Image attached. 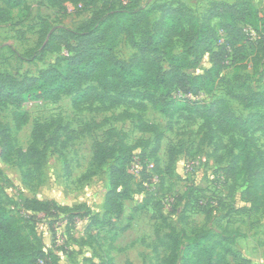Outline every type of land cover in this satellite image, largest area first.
I'll return each instance as SVG.
<instances>
[{
  "label": "rangeland",
  "instance_id": "374dc122",
  "mask_svg": "<svg viewBox=\"0 0 264 264\" xmlns=\"http://www.w3.org/2000/svg\"><path fill=\"white\" fill-rule=\"evenodd\" d=\"M177 1L199 14L206 10L207 0H83L62 5L23 0L0 22V75L20 79L62 69L79 42L76 30L107 14L109 7ZM256 4L264 15V0ZM160 18L156 10L150 23ZM139 37L138 32L135 39ZM182 46L175 38L174 52H181ZM244 46L243 57L237 55L231 65L206 79L203 93L188 104L172 103L167 112L103 87L98 78L48 100L32 92L19 103L0 102V194L18 216L22 231L34 230L58 264H168L171 237L184 244L185 236L195 232L207 234L198 240L211 252V264H264V120L246 137L236 132L241 143L236 145L214 125L206 127L195 113L202 104H214L238 117H264V107L246 108L231 96L247 89L264 92V45ZM113 51L125 62L138 55L123 34ZM162 65L167 67L166 62ZM212 66L210 54H205L189 74H203ZM89 87L97 95L77 98ZM178 94L173 89L163 105L178 100ZM4 135L12 145L7 157L1 153ZM98 144L118 152L97 163L93 155ZM120 144L125 148L119 153ZM28 149L31 155L22 167L18 152ZM129 151L143 166L155 161L158 184L148 188L146 175L114 172ZM112 174L119 208L105 214ZM182 254L180 246L172 264H182Z\"/></svg>",
  "mask_w": 264,
  "mask_h": 264
},
{
  "label": "trees",
  "instance_id": "16d2710c",
  "mask_svg": "<svg viewBox=\"0 0 264 264\" xmlns=\"http://www.w3.org/2000/svg\"><path fill=\"white\" fill-rule=\"evenodd\" d=\"M53 4H80L83 0H49ZM23 0H0V22L8 20L10 9L16 8ZM107 14L92 19L89 23L79 27L75 35L79 42L69 52L65 66L62 69L49 68L38 76H25L14 79L9 74L0 75V102L19 103L32 92L43 100L58 97L60 94H71L83 82L98 78L103 87L115 89L122 96L138 98L150 102L160 112H167L172 103L188 104V98H179L163 105L170 92L175 89L179 94H189L192 97L203 93L208 86L206 79L211 74H217L223 67L229 66L239 55L243 57L244 44L256 47L264 45V15L256 8L252 0H223L211 1L206 10L199 14L183 2L174 5L161 4L153 7L121 6L117 9L109 7ZM160 11L157 24L150 23L151 14ZM252 28L257 38L248 40L243 27ZM111 31V34L109 33ZM224 33L218 43L219 32ZM140 33L139 39L135 34ZM125 35L138 55L125 62L116 57L113 44L119 35ZM183 41L182 50L175 53L174 39ZM248 46L247 48H249ZM46 50L49 47H44ZM68 53V52H67ZM205 54H210L213 66L203 74H189L195 69ZM166 62L165 68L162 63ZM120 87L122 89H120ZM143 88L144 92L138 90ZM120 89V90H119ZM152 90V93H148ZM94 92V88H86L77 98H83ZM97 95V92L96 94ZM246 108L264 107V92H239L231 95ZM115 103H121L116 100ZM133 105L134 103H130ZM136 105V104H135ZM142 105V104H140ZM214 105V104H213ZM202 104L195 113L204 120L206 127L214 125L216 129L226 134L236 145H241L234 136L236 132L246 137L253 131H258L264 117L258 113H251L247 117H238L228 110L216 106ZM142 127H153L142 124ZM264 129V128H262ZM34 140L37 132H34ZM120 144L119 153L124 150ZM12 145L8 135L3 136L2 155L11 152ZM114 148H106L98 144L94 150L93 159L103 163L116 155ZM245 152L240 153V157ZM19 165L24 167L29 161L31 150L26 153L18 152ZM38 159L39 156L37 155ZM131 152L119 158V165L114 172H128ZM173 156L170 155V160ZM154 162V171L156 168ZM140 174L146 175L148 183L149 173L142 166ZM29 174H26V179ZM133 176V175H132ZM112 188L106 194L104 212L108 214L118 210L114 198L119 195L114 184L115 174L111 176ZM27 202L26 200H24ZM207 234L195 232L185 236L182 244L177 236L171 237L168 264L177 258L178 247L182 246V264H211L208 248L199 242L200 236ZM56 255L52 254L33 230L29 234L22 231L18 216L7 208V202L0 194V264H58Z\"/></svg>",
  "mask_w": 264,
  "mask_h": 264
},
{
  "label": "built area",
  "instance_id": "2783aa9c",
  "mask_svg": "<svg viewBox=\"0 0 264 264\" xmlns=\"http://www.w3.org/2000/svg\"><path fill=\"white\" fill-rule=\"evenodd\" d=\"M243 30H244L248 40H252V39L257 38L256 33L252 28L247 26V27H243ZM219 35L223 36L224 33L222 31H220ZM178 97L188 98V99L192 98V96L189 94H186V95L185 94L184 95L178 94ZM144 164H145V170L149 173V177H148V181H149L148 184L149 185H147V187L148 188L153 187L160 182V177L154 171V162L152 160H148ZM142 166L143 165L141 164V160L139 159L138 155L133 154L131 157L129 166H128L129 172L132 175H138V174H140V170H141ZM190 167L191 166H187L185 170L189 171Z\"/></svg>",
  "mask_w": 264,
  "mask_h": 264
},
{
  "label": "crops",
  "instance_id": "0c3cea01",
  "mask_svg": "<svg viewBox=\"0 0 264 264\" xmlns=\"http://www.w3.org/2000/svg\"><path fill=\"white\" fill-rule=\"evenodd\" d=\"M211 1H217V0H207V4L209 3V2H211ZM223 1H226V2H233V1H235V0H223ZM256 1L257 0H252V3H253V5L256 7V8H258L259 7V4H256ZM180 2H183V1H180ZM262 2V1H261ZM260 2V3H261ZM184 3V2H183ZM187 6H189L187 3H185ZM189 7H191L192 9H193V7L192 6H189ZM206 7H207V5H206ZM259 9V8H258ZM194 10V9H193ZM264 11V10H263Z\"/></svg>",
  "mask_w": 264,
  "mask_h": 264
}]
</instances>
